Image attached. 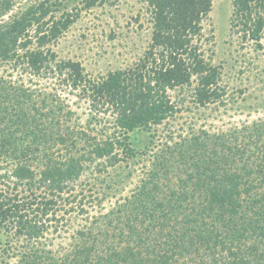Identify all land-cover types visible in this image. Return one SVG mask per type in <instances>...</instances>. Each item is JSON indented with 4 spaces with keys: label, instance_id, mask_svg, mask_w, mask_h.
<instances>
[{
    "label": "trees",
    "instance_id": "obj_1",
    "mask_svg": "<svg viewBox=\"0 0 264 264\" xmlns=\"http://www.w3.org/2000/svg\"><path fill=\"white\" fill-rule=\"evenodd\" d=\"M21 1L0 0V61L34 75L55 72L66 85L82 87L94 116L87 129L71 127L70 111L46 99L38 106L29 89L0 78V229L15 264H264V122L257 121L167 140L123 202L78 229L67 247L47 242L58 231L63 201L78 198L74 187L88 161L101 171L148 154L150 146L136 148L131 134L146 131L154 144L157 128L181 109L171 90L191 87L199 107L221 101L225 90L201 41L212 0H143L149 46L133 65L99 79L47 47L82 8L41 0L14 11ZM233 6L232 26L259 41L264 0ZM97 113H110L112 126L98 130ZM58 142L64 147L56 149Z\"/></svg>",
    "mask_w": 264,
    "mask_h": 264
},
{
    "label": "rangeland",
    "instance_id": "obj_2",
    "mask_svg": "<svg viewBox=\"0 0 264 264\" xmlns=\"http://www.w3.org/2000/svg\"><path fill=\"white\" fill-rule=\"evenodd\" d=\"M38 1L41 0H23L16 4L14 11ZM65 1L69 10L82 8L80 15L47 47L55 52L57 60L79 62L87 77L99 79L110 71L131 66L149 46L152 23L143 0H96L89 8L85 7L86 0ZM212 1V10L203 21L201 41L206 56L220 68V83L225 90L223 99L199 107L191 101V87L171 90L173 100L181 109L157 128L154 144H150V135L146 131L137 130L131 134L135 136L133 146L136 148L143 150L150 146L148 154H138L101 171L97 161H88V168L74 187L73 194L78 198L71 204L63 201L57 215L60 218L58 231L52 229L46 239L55 248L67 247L78 229L90 227L117 201L123 202L127 195H131L146 177L157 150L167 140L174 143L201 129L212 134L237 130L256 121L264 122V31L259 41L244 38L239 27L232 26L233 0ZM60 12L62 10L57 14ZM0 78L29 89L38 106H42L43 99H46L48 104L57 103L66 112L70 111L65 124L89 128L87 123L94 116L93 107L82 87L66 85L62 82L63 77L55 72L34 75L21 66L1 61ZM96 116L102 119V122L93 123L98 130L106 125L112 126L110 113H97ZM54 147L60 149L64 146L58 142ZM71 205L74 209L67 212ZM6 240V233L0 229V264H15L17 257H11L13 250L10 253L4 251Z\"/></svg>",
    "mask_w": 264,
    "mask_h": 264
}]
</instances>
